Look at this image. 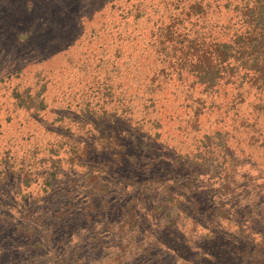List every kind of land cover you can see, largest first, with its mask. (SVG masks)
<instances>
[{
    "label": "trees",
    "instance_id": "obj_1",
    "mask_svg": "<svg viewBox=\"0 0 264 264\" xmlns=\"http://www.w3.org/2000/svg\"><path fill=\"white\" fill-rule=\"evenodd\" d=\"M122 1L90 30L93 63L77 69L92 71L84 91L72 88L56 101L44 76L40 88H13L14 115L41 120L53 109L61 133L27 147L0 144V264H175L178 250L179 264H212L199 249L209 234L194 232L198 219L215 213L185 214L179 194L186 189L189 200L192 184L155 159L182 107L197 126L202 96L220 98L215 108L264 145V0ZM76 83L84 86L81 77ZM25 89L32 93L22 99ZM92 94L102 102L83 100ZM75 103L80 110L69 115L58 105ZM184 170L194 181L205 174ZM217 182L211 194L222 198L228 185Z\"/></svg>",
    "mask_w": 264,
    "mask_h": 264
},
{
    "label": "rangeland",
    "instance_id": "obj_2",
    "mask_svg": "<svg viewBox=\"0 0 264 264\" xmlns=\"http://www.w3.org/2000/svg\"><path fill=\"white\" fill-rule=\"evenodd\" d=\"M121 2L125 3L122 0H0V144L8 140L27 147L51 142L61 133V129L55 128L53 109L49 113L42 111L41 120L30 116L28 111L14 115V107L20 104L15 97L17 88L14 93L13 88L18 84L27 88L29 83L40 88L38 82L44 76L52 86L50 98L56 101L61 99V92L69 93L72 88L84 91L85 79H89L92 71L88 69L86 75L77 69L80 64L93 63L86 61L88 47L94 46L89 44L94 35L90 30L98 28L108 17L111 6L119 7ZM80 77L84 88L76 83ZM21 93L22 99H27L32 92L25 89ZM194 95L198 97L196 91ZM202 97L206 107L197 126L187 124L194 118L189 120L190 109L182 107L181 119L164 129L160 139L164 142L161 158L155 162L174 177H181V183L192 184L189 200L186 189L182 188L179 194L185 214H190L194 207L215 213L198 219L199 228L194 232L209 234L207 244L199 249L212 258V264H264V145L256 141L253 129L238 125L239 118L215 108L220 98ZM83 100L91 104L102 102L99 94L83 95ZM58 105L63 107V115L80 110L77 103L70 108L66 104ZM186 166L201 167L205 174L195 181L189 179L181 172H187ZM217 176L225 178L228 185V193L222 198L211 194L221 183L217 182ZM217 210H229L228 217L222 218L220 213L216 214ZM233 214L238 219H232ZM183 230L175 232L182 237ZM178 251L180 256L176 253L179 259L175 264L184 256L183 250ZM173 253L175 250L170 248L165 251L167 256Z\"/></svg>",
    "mask_w": 264,
    "mask_h": 264
}]
</instances>
